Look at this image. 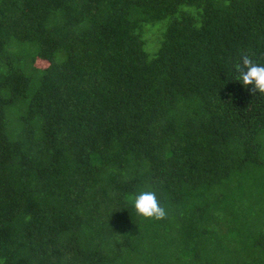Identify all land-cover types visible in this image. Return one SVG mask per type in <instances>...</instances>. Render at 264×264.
I'll return each instance as SVG.
<instances>
[{"label":"trees","instance_id":"16d2710c","mask_svg":"<svg viewBox=\"0 0 264 264\" xmlns=\"http://www.w3.org/2000/svg\"><path fill=\"white\" fill-rule=\"evenodd\" d=\"M242 54L264 64V0H0V260L264 264Z\"/></svg>","mask_w":264,"mask_h":264},{"label":"clouds","instance_id":"9594fccd","mask_svg":"<svg viewBox=\"0 0 264 264\" xmlns=\"http://www.w3.org/2000/svg\"><path fill=\"white\" fill-rule=\"evenodd\" d=\"M236 78L245 86H252L250 91L264 94V64L258 63L252 55L242 54L240 62L235 64ZM132 206L138 216L145 219L162 221L167 218L168 212L160 203L153 190L144 189L134 194ZM4 264V260H0Z\"/></svg>","mask_w":264,"mask_h":264},{"label":"rangeland","instance_id":"374dc122","mask_svg":"<svg viewBox=\"0 0 264 264\" xmlns=\"http://www.w3.org/2000/svg\"><path fill=\"white\" fill-rule=\"evenodd\" d=\"M160 25H161L160 22H158V23H157V27L160 26Z\"/></svg>","mask_w":264,"mask_h":264}]
</instances>
